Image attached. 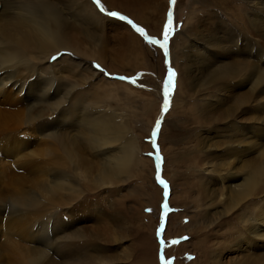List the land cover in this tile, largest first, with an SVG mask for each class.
I'll list each match as a JSON object with an SVG mask.
<instances>
[{
    "label": "rangeland",
    "instance_id": "374dc122",
    "mask_svg": "<svg viewBox=\"0 0 264 264\" xmlns=\"http://www.w3.org/2000/svg\"><path fill=\"white\" fill-rule=\"evenodd\" d=\"M100 4L0 0V264H264V0Z\"/></svg>",
    "mask_w": 264,
    "mask_h": 264
},
{
    "label": "snow or ice",
    "instance_id": "6c2138e0",
    "mask_svg": "<svg viewBox=\"0 0 264 264\" xmlns=\"http://www.w3.org/2000/svg\"><path fill=\"white\" fill-rule=\"evenodd\" d=\"M94 3L97 5L98 10L101 13H103L105 11L104 7L101 6V4H100V0H94ZM108 15L110 17H115L120 21H126L127 24H129L136 32H138L140 34V36L143 37L146 44L153 45V46L158 45L160 48H162L164 50L165 57L166 58L168 57V55H169V38L173 34V17H172L171 12L168 14L167 24L164 26V29H163L162 40L152 38L151 36H149L145 32V30L142 27H138L130 19H128L127 17H125L123 15H119L115 12H109ZM59 58H60L59 55L54 56L52 58V61L55 62ZM92 67L98 71L105 72V70L103 68H101L98 64H94ZM107 75L110 76L111 74H107ZM176 75L177 74L175 73V71L171 67H169L168 71H167V78L164 82L163 113H167L169 111V108H170V99L169 98L173 95V92H174V88H175L174 82L176 79ZM117 79H119L121 81H128L127 77H118ZM128 82H130L132 84L136 83L135 80H131ZM162 119H163V116L161 117V120ZM159 131H160V120L157 121L156 127L151 134V140H150V142L153 145V151L155 153V160L157 162V170L158 171H159V162L161 160V157L159 155V147L157 145V137H158ZM148 155L152 156L153 153H148ZM157 182L161 186H163L164 196H165V203L163 204V209H164V215L167 216L168 209H169V205L167 203V198L169 196V190H168L169 186L163 179H160L159 175L157 176ZM163 232H164V220L162 217L161 218L160 233H163ZM184 239L187 240L189 238L185 237ZM170 243L175 245V244L179 243V241L173 240ZM160 245H161V249H163L165 247V241L163 239H160ZM160 260H161L162 264H170L169 261L165 260L163 254L160 255Z\"/></svg>",
    "mask_w": 264,
    "mask_h": 264
},
{
    "label": "bare ground",
    "instance_id": "6f19581e",
    "mask_svg": "<svg viewBox=\"0 0 264 264\" xmlns=\"http://www.w3.org/2000/svg\"><path fill=\"white\" fill-rule=\"evenodd\" d=\"M87 6V5H86ZM84 9V8H83ZM1 53H3L1 50H0V67L2 68L3 66L2 65H7V64H10L11 62H13L16 58H15V56L12 54V53H10L9 51H6V53L5 54H3L2 56H1ZM1 70V69H0ZM2 81V80H1ZM0 81V85L2 86V90H4L5 89V87L7 86V85H9V84H11V83H4L3 81L1 82ZM13 87L14 88H16L17 86H15V85H13ZM21 91H23V90H21ZM2 92V91H1ZM26 94V93H25ZM24 94V95H25ZM39 97H40V95H38ZM136 143V142H135ZM118 168V167H117ZM256 180V179H255Z\"/></svg>",
    "mask_w": 264,
    "mask_h": 264
},
{
    "label": "crops",
    "instance_id": "0c3cea01",
    "mask_svg": "<svg viewBox=\"0 0 264 264\" xmlns=\"http://www.w3.org/2000/svg\"><path fill=\"white\" fill-rule=\"evenodd\" d=\"M88 12L91 13V11H88ZM92 15H93V16H96L95 13H93ZM88 17L90 18V19L88 18V21H89L90 25L94 26L95 29L99 28L98 25H99L100 23H97V21L94 20L95 18H91V17H90V14H89ZM96 19H97V17H96ZM104 26H105V25H104ZM101 28H102V27H101ZM103 28H104V27H103ZM103 28H102V29H103ZM103 33H105V28H104V30H103ZM101 35H103V34H101ZM105 40H106V38H105ZM102 42H103V41H102ZM105 42H106V41H105Z\"/></svg>",
    "mask_w": 264,
    "mask_h": 264
},
{
    "label": "water",
    "instance_id": "95a60500",
    "mask_svg": "<svg viewBox=\"0 0 264 264\" xmlns=\"http://www.w3.org/2000/svg\"><path fill=\"white\" fill-rule=\"evenodd\" d=\"M157 163V162H156ZM159 165H160V162H159ZM160 167V166H159Z\"/></svg>",
    "mask_w": 264,
    "mask_h": 264
}]
</instances>
